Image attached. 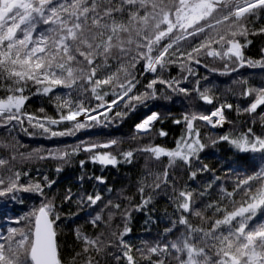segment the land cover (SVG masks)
Here are the masks:
<instances>
[{
    "label": "snow or ice",
    "instance_id": "6c2138e0",
    "mask_svg": "<svg viewBox=\"0 0 264 264\" xmlns=\"http://www.w3.org/2000/svg\"><path fill=\"white\" fill-rule=\"evenodd\" d=\"M258 12H264V0H243L242 4L236 0H0V89L5 92L0 98V127H7L13 121L23 125L27 120L31 127L51 137L71 136L93 126V121L101 124V116L105 121H110L108 113L126 97L128 99L123 107L130 110L135 108L133 101L143 104L146 100L156 99L157 84L165 85L174 93L190 94L189 89L179 86L180 80L163 79L159 75L145 85L146 91L134 93L139 81L132 70L141 61L144 62V73L163 72L168 65L180 61L181 71L186 70L191 75L193 69L190 65H200L201 56L231 61L238 67L264 68V61L246 60L242 50L251 43L247 40L249 34L264 33V27L258 32H250L247 26L248 18L258 16ZM237 37H244L246 43L242 44ZM189 38H198V42L191 43L185 50L174 48L181 40ZM166 40L167 43H162ZM228 69L229 65L225 63L221 74H228ZM211 70L219 71L215 68ZM237 70L236 66L230 69L232 72ZM182 79L186 80L187 77ZM57 88L90 92L97 104L88 107L83 101H73L72 92H69L67 98L55 96L60 101L57 105L58 118L38 117L26 110L25 105L31 96H49ZM106 88L113 90L114 99H105L109 95ZM116 88L120 91L116 92ZM194 90L203 102L213 103L208 89ZM242 95L254 97L243 111L249 115L257 114L264 122V110L257 112L264 106V87L247 88ZM232 107L231 104L221 105L208 115L185 114L183 121L186 132L176 142L174 149L149 144L135 150L149 153L156 161L162 157L168 159L163 172L154 176V189L168 185L169 168L176 166L178 161L191 169L193 160H199V153L206 145L194 122L202 120L213 128L222 127L226 122L224 109ZM40 112H44V109L41 108ZM126 114L119 110L114 113L121 118ZM159 119L160 114L153 112L136 126L137 131L150 133L153 123ZM174 123L180 124L181 121L175 120ZM59 124L70 126L63 130L49 127ZM159 135L163 137L167 133L160 130ZM219 140L227 141L241 153H259L264 159V136L255 135L251 128L238 137L221 135ZM117 143L112 140L92 144L84 147L83 151L93 153L97 148H112ZM78 150L73 149V153ZM49 155L53 159L66 160L70 154ZM121 155L130 163L134 152L129 150ZM90 159L102 166H116L120 162L111 153H95ZM84 163L80 162L82 168ZM8 164V160L0 159V168ZM56 170L59 172L61 169ZM207 170L205 165L203 169L191 171V178L195 179L197 171ZM8 172L11 175L7 176V183L5 178L0 177V196L26 192L45 199L38 208L16 221H30V234L22 229L10 228L7 237H0L7 241V244L0 243V264H64L58 244V222L70 217H66L54 199L47 198L44 191L51 188L55 181L45 177L43 184H21L20 172H13L11 167ZM96 179L104 183L102 177ZM253 180H260V186L253 187ZM242 185L247 187L243 188L239 201L231 199L226 205H207L218 214L207 228L191 223L192 216L202 221L208 219L195 206L193 192L180 190L177 195L173 190L172 199L180 215L172 220V227L167 231L177 229L178 235L169 243L148 249L155 259L147 255L144 258L150 260L151 264H264V220L254 222L258 213L264 211V171L247 177L237 188ZM139 191L143 193L144 188L141 187ZM226 196L232 198L234 193L228 192ZM70 199L71 196L65 197V201ZM150 199L143 203H149ZM100 200L99 194L88 196L92 205ZM109 206L120 208L119 204H112L111 201L105 205ZM113 215L109 212L107 220L103 222H110ZM123 215L127 219L129 214L125 211ZM100 221L102 217L97 214L91 223L97 226ZM178 226H182V229ZM130 231L125 224L122 232H112L111 235L117 237L118 246H122L127 264H136L131 247L123 240V236ZM74 235L82 248L72 257L71 264H76L81 256H85L84 264H93L94 258L88 255L90 252L99 255L106 247H112L110 239H102L103 233L92 237L76 229ZM17 236L20 239L17 240ZM114 258L117 261L121 259L119 255Z\"/></svg>",
    "mask_w": 264,
    "mask_h": 264
},
{
    "label": "trees",
    "instance_id": "16d2710c",
    "mask_svg": "<svg viewBox=\"0 0 264 264\" xmlns=\"http://www.w3.org/2000/svg\"><path fill=\"white\" fill-rule=\"evenodd\" d=\"M236 2L242 4L243 0H236ZM247 26L250 32H258L261 27H264V12H258V16L248 18ZM236 39L242 44L246 43L244 37ZM247 40L251 43L242 49L245 59L264 61V51H262L264 33L249 34ZM196 42L198 38L181 40L179 45H174V48L181 47V50H185L190 47L191 43ZM162 43H167V40ZM214 47L218 46L214 45ZM200 59L202 61L200 65L195 63L190 65L193 69L191 75L186 70L181 71L180 61L168 65L166 71L144 73L142 67L144 62L141 61L132 70L139 81L133 90L134 93L140 94L146 91L145 85L159 75L163 79L180 80L179 86L189 89L190 94L186 96L174 93L165 85L157 84L155 86L156 99L146 100L143 104L133 101L135 108L130 110V108L123 107L128 99L126 98L108 113L110 121H105L104 117H101V124L93 121L91 122L93 126L82 129L74 135L51 137L50 134L31 127L27 120L23 125L13 121L7 127H0V159L9 161L8 165L0 168V177L5 178L6 183L7 176L11 175L8 172L9 167L13 172L21 173L19 181L21 184L29 182L43 184L45 177L49 181H55L51 188H45L44 191L47 198L54 199L62 213L70 217L62 218V222H58V244L64 264H71L75 253L81 251L82 245L74 235L76 229L92 237L103 233L102 239L112 241V247H106L99 255H96L94 251L88 254L94 258L93 264H96V261H99V264H127L122 254V246H118L117 237L111 235L112 232H122L125 224L131 231L123 236V240L131 247V255L136 260V264H151L150 260L144 258L145 255L152 257L148 249L158 244L169 243L178 235L177 229H173L172 232L167 231L172 227V220L180 215L172 199L173 190L177 195L180 190L193 192L195 206L202 210L208 219L202 221L199 217L192 216L190 217L191 223L207 228L218 215L213 208L207 205H226L231 199L239 201L243 195V188L247 186L242 185L238 189L237 185L247 177L264 171V159H261V154L239 152L227 141L219 140L221 135L213 133L202 120H196L194 124L200 131L202 142L206 145L199 153V160H193L191 169L188 165L178 161L176 166L169 168L168 185H162L161 189L153 188L154 176L163 172L168 159L162 157L160 161H156L149 153L135 150L149 144L174 149L176 142L186 132V124L183 121L185 114L208 115L221 105L231 104L233 106L231 109H224L225 118L231 126L222 135L238 137L251 128L255 135L264 136V122L259 116L249 115L237 108V105L245 99L242 93L247 88L264 87V68H253L247 65L238 67V64L234 65L231 61H222L207 56H201ZM225 63L229 65L228 74H221ZM234 66L238 70L230 71ZM213 68L219 71H212ZM183 77L187 79L184 80ZM197 88L200 91L208 89V94L213 98L212 106L203 103L198 92L194 90ZM106 90L109 95L105 99L108 101L114 99L113 90L111 88H106ZM115 91L119 92L120 89L116 88ZM69 92H72L73 101H83L88 107L97 104L90 92L57 88L54 94L49 96H31L25 108L29 113L38 117L58 118L57 105L60 101H57L55 96L59 95L62 99L67 98ZM4 95L3 89H0V98ZM41 108L44 112H40ZM117 110L127 114L123 118L116 117L114 113ZM261 111L262 108L257 110L258 113ZM153 112L159 113L161 119L152 126V131L145 134L137 132L136 126ZM175 120H180L181 123L176 124ZM69 126L66 124L49 125L52 130H63ZM25 128L27 131H24ZM160 130L166 132L167 135L161 137ZM112 140L118 142L112 148H97L93 153L83 151L86 146L108 143ZM214 140L217 142L213 143ZM77 148L79 150L73 153V149ZM129 150L134 152L130 163L125 161L121 155ZM64 152L70 154L66 160L53 159L49 155ZM95 153H111L120 162L116 166H102L93 163L90 156ZM13 156L16 157L15 160L12 159ZM40 156L46 158L40 159ZM81 161L85 162L83 168L80 165ZM205 165L208 170L197 171L195 179H192L190 172L203 169ZM57 168L61 170L58 172ZM24 173L27 175L25 176ZM96 177H102L104 183H100ZM251 183L253 187H259L261 181L253 180ZM141 187L144 188L143 193L139 191ZM228 192H233L234 197H227ZM97 194L101 196V200L95 205L90 204L88 196ZM66 196H71V199L65 201ZM149 197H151L149 203L144 204L143 201ZM44 199L45 197L35 193L26 192H14L0 196V237H7L10 228L22 229L30 234V221L21 220L20 223L16 221L38 208ZM109 201L112 204H119L120 208L105 207ZM138 206H141L139 210H137ZM125 211L129 214L127 219L123 215ZM109 212L114 213L113 219L105 224L103 221L107 220ZM97 214L101 215L102 221L97 222V226H93L91 220ZM261 220H264V211L258 213L254 222ZM178 228L182 229V226ZM16 239L20 237L17 236ZM0 243L7 244V241L0 239ZM117 255L121 257L119 261L114 258ZM84 260L85 256L78 257L76 264H84Z\"/></svg>",
    "mask_w": 264,
    "mask_h": 264
},
{
    "label": "rangeland",
    "instance_id": "374dc122",
    "mask_svg": "<svg viewBox=\"0 0 264 264\" xmlns=\"http://www.w3.org/2000/svg\"><path fill=\"white\" fill-rule=\"evenodd\" d=\"M244 98H245V99L243 100V102H240V103L237 105L238 110H239V111H242V112H244L243 109L246 108V107L249 105V103L252 101V99H253L254 97L249 96V97H244ZM262 110H264V106H262ZM103 111H104V110H103ZM80 119L83 120L84 117H80ZM214 119H216V118H214ZM224 124H225L226 126H225V128H224L223 131H215V128H213L211 125H208V126L210 127V130H212V131L215 132V134H216V133H220V134L222 133V134H223V132H226V131L229 129V127L231 126V123H230L229 121H227V120H226V122H225Z\"/></svg>",
    "mask_w": 264,
    "mask_h": 264
},
{
    "label": "bare ground",
    "instance_id": "6f19581e",
    "mask_svg": "<svg viewBox=\"0 0 264 264\" xmlns=\"http://www.w3.org/2000/svg\"><path fill=\"white\" fill-rule=\"evenodd\" d=\"M225 126H226L225 124L222 127L221 126H217V127H215V131H223Z\"/></svg>",
    "mask_w": 264,
    "mask_h": 264
},
{
    "label": "water",
    "instance_id": "95a60500",
    "mask_svg": "<svg viewBox=\"0 0 264 264\" xmlns=\"http://www.w3.org/2000/svg\"><path fill=\"white\" fill-rule=\"evenodd\" d=\"M121 102V101H120ZM205 103V102H204ZM207 104V103H206ZM208 105H211V104H208ZM216 134H220V133H216ZM222 134V133H221Z\"/></svg>",
    "mask_w": 264,
    "mask_h": 264
}]
</instances>
